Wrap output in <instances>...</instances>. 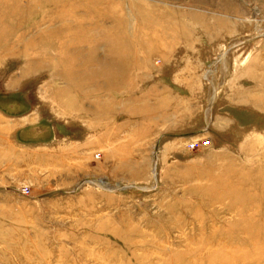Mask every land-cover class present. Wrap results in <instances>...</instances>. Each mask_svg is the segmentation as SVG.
<instances>
[{
	"label": "rangeland",
	"instance_id": "1",
	"mask_svg": "<svg viewBox=\"0 0 264 264\" xmlns=\"http://www.w3.org/2000/svg\"><path fill=\"white\" fill-rule=\"evenodd\" d=\"M0 264H264V0H0Z\"/></svg>",
	"mask_w": 264,
	"mask_h": 264
},
{
	"label": "bare ground",
	"instance_id": "2",
	"mask_svg": "<svg viewBox=\"0 0 264 264\" xmlns=\"http://www.w3.org/2000/svg\"><path fill=\"white\" fill-rule=\"evenodd\" d=\"M55 18V17H54ZM45 21V20H44ZM47 22H50V23H53V22H56V19H53V18H51V19H49V20H47ZM33 31H35V30H33ZM50 37L51 38H53L54 39V35H50ZM41 38H43V37H41ZM38 39H40V38H37L36 40L35 39H32V40H30L29 42H27L25 45H24V51H25V53H27V54H29V55H33V54H36L37 55V49L35 48L40 42H39V40ZM43 39H46V36L43 38ZM69 39H71V38H69ZM47 42H49V41H47ZM69 43H73V42H62L61 44H60V48H59V51L57 50V54H56V56H59V55H66V51L68 50V48H69ZM96 48H97V44H94V46H93V50H92V52H91V54L92 55H95L96 54ZM62 51V52H61ZM58 52H60V53H62V54H58ZM117 54V55H119V51H117V50H112L111 51V54ZM53 60V59H52ZM37 64V63H36ZM35 65V64H34Z\"/></svg>",
	"mask_w": 264,
	"mask_h": 264
},
{
	"label": "built area",
	"instance_id": "3",
	"mask_svg": "<svg viewBox=\"0 0 264 264\" xmlns=\"http://www.w3.org/2000/svg\"><path fill=\"white\" fill-rule=\"evenodd\" d=\"M199 144H200L199 141H194L193 143H191L190 147H191L192 149H194V148H196V146H198Z\"/></svg>",
	"mask_w": 264,
	"mask_h": 264
}]
</instances>
